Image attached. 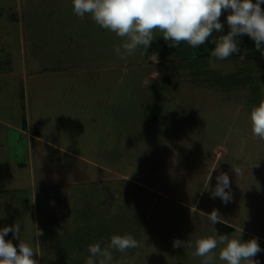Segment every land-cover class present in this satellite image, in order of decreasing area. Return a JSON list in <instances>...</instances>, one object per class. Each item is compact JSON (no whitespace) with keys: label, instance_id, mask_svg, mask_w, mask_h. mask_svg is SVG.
I'll return each instance as SVG.
<instances>
[{"label":"rangeland","instance_id":"obj_1","mask_svg":"<svg viewBox=\"0 0 264 264\" xmlns=\"http://www.w3.org/2000/svg\"><path fill=\"white\" fill-rule=\"evenodd\" d=\"M227 15L199 48L162 56L157 32L125 61L123 41L74 15L71 0H0V228L19 223L39 264H85L88 245L113 234L140 242L114 251V264H200L174 239L241 228L264 264V140L248 120L264 98V55L243 35V62H208ZM221 172L227 204L211 197Z\"/></svg>","mask_w":264,"mask_h":264},{"label":"clouds","instance_id":"obj_2","mask_svg":"<svg viewBox=\"0 0 264 264\" xmlns=\"http://www.w3.org/2000/svg\"><path fill=\"white\" fill-rule=\"evenodd\" d=\"M74 15L79 18L89 16L100 28L109 31L123 43L115 47L119 58L127 61L138 47L148 49L161 34L171 48L186 43L192 48H199L213 37V32L222 33L224 24L220 17L228 12L226 22L229 28L227 34L218 35L212 40L215 45L210 52L208 62L229 61L228 58L239 55L243 62L245 55L240 53L239 37L247 35L254 41L255 48L264 55V0H71ZM264 96V94H262ZM252 135L258 140H264V98L255 105L248 114ZM213 169L212 171H214ZM236 176H242L239 166H232ZM212 173V172H211ZM211 179V175L209 176ZM217 183L211 192L212 198H220L224 204L232 200L231 181L227 173L221 172L216 177ZM192 212L207 215L215 225L222 223V215L218 209L210 213L199 211L196 207ZM21 225L0 228V264H39L34 256H39L38 250L31 243L20 238ZM239 236L230 237L227 234H217L215 229L211 235L195 238L194 241L174 239L173 247H193V256L200 259V264H259L255 259L262 251L257 238L242 240L243 229ZM8 233L19 241L6 240ZM43 235V231L35 226L32 233L34 239ZM39 241V240H38ZM140 247V242L131 234H113L106 246L101 242L91 243L87 247L89 255L85 264H114L113 252L127 254L130 249ZM115 264H126V261H116Z\"/></svg>","mask_w":264,"mask_h":264},{"label":"trees","instance_id":"obj_3","mask_svg":"<svg viewBox=\"0 0 264 264\" xmlns=\"http://www.w3.org/2000/svg\"><path fill=\"white\" fill-rule=\"evenodd\" d=\"M174 48L169 47L168 43L161 49V55L165 56L167 52H173Z\"/></svg>","mask_w":264,"mask_h":264}]
</instances>
